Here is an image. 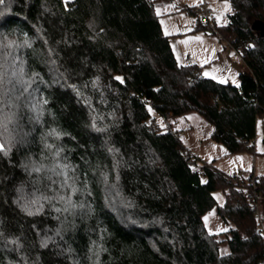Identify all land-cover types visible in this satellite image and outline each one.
<instances>
[{
	"label": "trees",
	"instance_id": "1",
	"mask_svg": "<svg viewBox=\"0 0 264 264\" xmlns=\"http://www.w3.org/2000/svg\"><path fill=\"white\" fill-rule=\"evenodd\" d=\"M228 1L212 33L248 66L238 84L177 61L172 0L0 4V264H264V176L198 165L169 122L197 111L228 152L254 150L264 0ZM215 206L223 237L203 221Z\"/></svg>",
	"mask_w": 264,
	"mask_h": 264
},
{
	"label": "rangeland",
	"instance_id": "2",
	"mask_svg": "<svg viewBox=\"0 0 264 264\" xmlns=\"http://www.w3.org/2000/svg\"><path fill=\"white\" fill-rule=\"evenodd\" d=\"M177 1L185 4L187 3L188 7L194 5L196 9L200 6V3L203 2L202 0ZM205 2L206 5L212 9L213 25H225L228 22V14L232 11L230 1L205 0ZM166 20L170 21V25L169 27L165 25L164 29L171 35L169 37L170 40L176 38L174 44L178 49V55L179 50L181 51V56H178V58L182 59L183 63H195L192 56L196 55V53L214 51V56H216L219 51L220 54L214 57L215 59L211 68L215 69L220 67L221 61L223 60L221 56H226L222 51L223 47L218 45V38L212 33L213 31L206 32L204 28H200L195 15L190 14L188 11L179 12L175 15H168ZM231 53H233V51H231ZM231 53L229 52L230 56H233ZM186 55H189V57L191 56V59L186 57ZM199 66L204 67L203 64H199ZM202 70L204 73L208 71ZM151 112L156 115L154 109H151ZM157 121L162 125L166 123L163 118L158 115ZM169 122L173 128L179 130L183 144L195 155L198 165L204 162L214 161L216 168L227 174L243 172L246 174L252 173L254 177L264 176V144L261 143L255 150L243 149L230 153L227 151L226 145L223 142L216 141L211 137V132L213 130L212 125L197 111H191L186 116L171 117ZM214 196L216 197L218 205L224 203L225 193L222 188L216 189L214 191ZM256 211L261 221V227L264 230V200L261 198L258 199ZM206 217L207 219H205ZM203 221L210 233H215L219 236L225 232L224 229L227 231L230 228V225L225 223L218 215L217 206L203 215ZM228 251V244L226 242L222 243L220 252L226 253Z\"/></svg>",
	"mask_w": 264,
	"mask_h": 264
},
{
	"label": "crops",
	"instance_id": "3",
	"mask_svg": "<svg viewBox=\"0 0 264 264\" xmlns=\"http://www.w3.org/2000/svg\"><path fill=\"white\" fill-rule=\"evenodd\" d=\"M202 1H205V0H202ZM187 5H188L187 3L185 4V3H182V2L177 1V0H172L171 3H168L165 6H162L160 8V11L162 14L160 17L161 25H162L164 33L169 35V37L171 35L169 33H167L164 29L165 25L168 27L170 25V21L166 20L168 15H175L176 13H179V12L188 11ZM212 17H213V15H212ZM214 21H215V19H214ZM175 40H176V38H174L173 40H170V42H171L174 54L176 56V59L179 63L185 64L182 62V59L178 58V56H181V51L179 50V55H178V51H177L178 49L174 44ZM218 42H219L218 45H221V47H223L222 51L226 55V56H221L223 58V60L221 61L219 68H215V69L211 68L212 63L215 59L214 57H217V55L220 54L219 51L217 52L216 56H214V53H215L214 51L213 52L212 51H208V52L205 51L204 53H201V52L196 53V55L192 56L193 60H195V64H197L198 66H199V64L204 65V67L199 66L200 71L203 75H205L207 77H211V78L218 80L220 82H230L233 84H238L239 83V74L243 71L248 70V66L244 62L242 56L234 48H232L229 45V43H227L226 41H224L222 39L218 40ZM226 46H228L230 48V50ZM231 51H233V53H231ZM229 52L231 54H233V56H230ZM186 57H189V55H186ZM218 57H220V56H218ZM202 69L208 70V71H206V73H204ZM261 143L264 144V114L260 115L257 118L256 136L254 139V150Z\"/></svg>",
	"mask_w": 264,
	"mask_h": 264
},
{
	"label": "built area",
	"instance_id": "4",
	"mask_svg": "<svg viewBox=\"0 0 264 264\" xmlns=\"http://www.w3.org/2000/svg\"><path fill=\"white\" fill-rule=\"evenodd\" d=\"M197 12H198V16H199V19L202 21V23L205 24V27L204 29L208 32H217L215 26L213 25L212 23V15H213V12H212V9L210 7H208L205 3V1H203L200 6L197 8ZM218 40H220V35L217 34L216 35ZM170 116V113H166V117H169ZM178 136H181V133L178 132L177 133ZM192 164V162H191Z\"/></svg>",
	"mask_w": 264,
	"mask_h": 264
},
{
	"label": "snow or ice",
	"instance_id": "5",
	"mask_svg": "<svg viewBox=\"0 0 264 264\" xmlns=\"http://www.w3.org/2000/svg\"><path fill=\"white\" fill-rule=\"evenodd\" d=\"M4 3V0H0V4H3ZM117 79H119V77H117ZM46 103V101H45ZM4 148V145L3 144H0V150H2ZM27 211V209H25ZM59 211V209H57ZM29 214H31V212H29ZM207 219V217L205 218ZM226 231V229H224ZM0 236H2V233H0Z\"/></svg>",
	"mask_w": 264,
	"mask_h": 264
}]
</instances>
